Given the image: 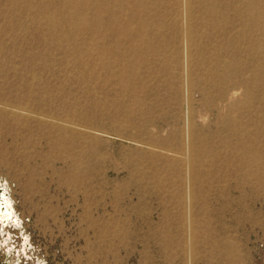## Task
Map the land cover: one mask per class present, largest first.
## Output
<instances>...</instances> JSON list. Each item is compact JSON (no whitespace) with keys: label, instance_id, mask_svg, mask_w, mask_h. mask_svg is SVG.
I'll return each mask as SVG.
<instances>
[{"label":"rangeland","instance_id":"374dc122","mask_svg":"<svg viewBox=\"0 0 264 264\" xmlns=\"http://www.w3.org/2000/svg\"><path fill=\"white\" fill-rule=\"evenodd\" d=\"M184 2L0 0V181L8 183L33 248L27 258L17 256L20 231L10 229L16 250L8 257L0 237V264H17L16 257L20 264H264V175L262 183L255 179L264 174V131L259 130L264 125V88L254 92L246 70L252 61L255 66L264 63L262 50L258 57L251 54V42H263L264 31L249 27L233 39L245 31L247 18L228 11L229 4L242 10V0H191L193 40L213 58L219 47L232 51L221 52L220 59L239 62L245 75L237 74L235 79L234 70L239 67L229 63L225 76L214 75L207 66L192 75L193 84L201 78V87L211 90L208 98L213 102L198 94L193 97V120L189 118L193 134L208 139L210 158L221 153L230 160L226 165L215 163L213 178L198 179L188 187L194 197L182 199L181 207L174 205L175 187L180 192L185 188L183 183H174L177 177L169 160L186 150L171 145L168 137L187 135L183 125L188 108L181 91L174 95L171 90L174 76L181 71H165L158 61L163 62L162 42L171 43L170 50L181 46L183 37L173 36L171 26L182 17ZM96 6L104 18L112 11L120 12V19L135 18L136 30L149 31L146 38L135 41L145 50L151 48L144 53L148 68L135 69L136 76L143 77L132 80L139 88L136 95L122 96L115 83H102L108 78L106 72L98 70L94 77L88 69L103 38L101 48L123 46L119 35H98ZM139 6L147 7L141 17L136 15ZM261 19L264 23V12ZM148 20L151 25H141ZM162 24L170 30L160 37ZM73 50L84 52L86 58ZM124 58L119 54L116 60ZM174 59L169 56L164 66L170 68ZM79 60L85 64L83 69ZM240 86L237 95L228 99L232 88ZM220 93H225L224 102L214 99ZM245 96L263 100L254 101L261 106L251 111L244 108L249 103L235 110L238 123L245 125L242 136L235 137L226 115L233 109L225 108L244 101ZM143 113L149 118L144 122L148 131L140 120ZM259 115L263 116L252 118ZM133 127L141 133H132ZM241 139L247 141L242 147ZM235 146L242 155L251 147L260 157L247 169L254 173L251 187L239 179L245 161L236 166L238 159L230 153ZM163 153L167 160L160 163ZM200 168L195 173L204 175ZM182 194L180 198L186 192ZM173 222L177 227L167 226ZM190 226L192 238L186 232ZM168 236L174 242L170 247L165 246ZM225 241L234 243V250L229 251L232 261L226 259Z\"/></svg>","mask_w":264,"mask_h":264},{"label":"bare ground","instance_id":"6f19581e","mask_svg":"<svg viewBox=\"0 0 264 264\" xmlns=\"http://www.w3.org/2000/svg\"><path fill=\"white\" fill-rule=\"evenodd\" d=\"M242 1L244 3V7L242 8V10L236 7L235 4H229L230 8L228 11L235 12L239 18L243 16L247 18V21L245 24L246 25L245 31L236 35V37L233 38L234 40H237L238 38H240V36L244 35L246 33V30L250 28L252 29L261 28L262 31H264V23L262 22V19H261V14L264 12V6H262L261 3H264V0H242ZM125 4L131 5L130 2L125 3ZM94 8L95 9L92 8L93 11L95 12L94 26H95L96 32H98V35L101 34V38L110 37V36L113 37V35H119L120 38L123 39V42H122L123 46L122 47H102L101 48V46L104 45V41H105L103 38L102 39L103 43L100 42V44L98 45L99 49H98L97 55H95L94 61L88 63V69L90 73L93 75L98 70H102V72H106L108 74V78L103 80L102 83L104 84L115 83L119 87V92L121 93L122 96L130 92H133L134 95H136L139 88H136L133 85L132 80L141 81L143 77L142 75L136 76L135 69L148 68V64L145 63V60H144V53L151 52V48L148 47L145 50V48L141 46L140 44L138 45L135 44V41L141 38H146L148 36L147 33H149V31L136 30L134 27V24L136 23L132 22L133 19H135L134 17L120 19V12H115L111 10L112 12L110 13V16L108 18H104L102 16V9L98 6ZM144 8L147 9V7L139 6L140 10H138V14L136 13V15H138L137 17H141L147 12V11L142 12V9ZM181 11H182V17L176 21L177 24H173L171 26V29L173 31L172 32L173 36H177L178 34H180L181 38L183 37V39H181L180 48L178 50L177 49L170 50L169 47L171 46V43H166V42H162V45L159 47L161 50H163L160 56L162 61L168 64V61H166V59L169 60V56H170L171 58H175L174 64L171 63L170 68H167L168 67L167 65L164 66L163 62L158 61L161 68L165 71H168L166 69H170V70L177 69L181 71L180 75L174 76L173 88L171 90L173 91L174 95H176L179 91H181V96L185 98L187 102V108H188L187 117L184 118V120L188 118V121L183 125L185 131L187 132V135H181L180 138L168 137V142L171 145L176 144L178 146H181L183 150L184 149L186 150V152L183 153L182 155H179L178 157H175V158L171 157L169 160V168L172 169V171L174 172V175H176L177 177L175 178L174 183L176 184L183 183L184 188H185L182 192H180L179 190L180 187L176 186L174 189V192L172 193V198L175 201L174 205L175 204L177 205L178 203L180 207H181V203L183 202L182 199L191 200L194 197L192 193V189H188V187L192 188V185L194 184V182H197L198 179L200 178L210 177L212 179L213 178L212 168L215 166V163H223L226 165V160H230V157L225 158L222 156L221 153L215 155L214 159L210 158V150L206 148L207 143H209L208 139H199V138H196L193 134L194 126L190 121V119L193 120V118H190V117L192 116L191 113L195 107L191 105L193 104V100H194L193 97L198 94V95H201L204 99H206V102H209L211 98H208V97L211 95V90L210 89L206 90L201 87V85L203 84V81L201 78L195 79V82L193 84L192 75L194 74L195 70L197 72L198 70H201L204 66H207L210 68V70L212 71L214 75L219 74L222 76L223 74L225 76L226 70L224 67H226L225 65L227 63L239 67L238 70H234L236 76L237 74H241V75L243 74V76L245 75L244 73L245 69L239 62H236L233 59H230V60L220 59L219 54L221 52H225V54H231L232 51L228 49L222 51V48L219 47L218 51L215 53L214 58H213L209 56L207 53L205 54L203 53V52H206L204 50L205 46L203 47L201 43L197 44L193 40L194 27L192 23L193 10L191 7V0H185ZM109 22H110V25L105 27V25ZM122 23L124 24L123 26H121ZM151 23L152 21L148 20L142 23L141 25L149 26L151 25ZM118 25H120L121 28L118 29ZM168 30H170V26L168 24H162L159 27L158 35L160 37H163L165 32H167ZM115 32H117L118 34H116ZM231 45L233 47V50H236L238 47L235 43ZM260 50L263 51L262 55L264 56V41L263 42L262 41L258 42L256 40L252 41L251 42V54L254 55V57H258ZM71 52L75 53V55L78 54L80 58L81 57L83 59L86 58V56H83L84 52H78V50H73ZM119 54L124 55L125 58L123 60L121 59L116 60ZM210 61H212V63ZM79 62H80V68L83 69V67L85 66L84 62L82 60H79ZM253 63L254 61H252V63L249 64V67H246V70L249 71L250 73L249 84L253 87L254 92H256L264 88V63L258 66H255ZM114 69H118L119 71L115 72L113 71ZM95 76L96 75H94V77ZM238 76L235 79H238ZM108 81H111V82L109 83ZM192 85H193V91H192ZM222 86H224V83L222 84ZM241 88L242 86L238 88H232L233 91L231 90L232 93L228 94L229 95L228 99L230 98V100H232L235 97V95H237L238 93L237 91L240 90ZM223 94L225 93H220V96L214 98L215 101L219 100L220 102H224L225 97L223 96ZM243 100L244 101H241L239 103L237 102V104H229V106L225 108L227 111H230L231 109H233L230 114L226 113V115L228 116L227 118H231L230 123L227 124V126L230 125L229 127L232 128L231 130L233 131L235 137H238V135H240L241 137L242 132H245V125L242 124L241 122L238 123L237 121L238 119L234 115L235 110L238 108H241L244 105V103H249L244 108L246 109V111H251L255 106H261V104H255V103L262 102L263 99L245 96ZM254 101L255 103H253ZM210 103L213 104V102H209V104ZM129 111L133 112V109L129 108ZM262 116L263 115L253 116L252 118H261ZM140 120L143 121L142 126L148 131L149 129L146 127L144 122L149 120V118L146 116L145 113H143L140 116ZM153 120L158 121V119H153ZM259 130L264 131V125L261 126V129L259 127ZM133 131L134 132L132 133H136V134L141 133L139 130H137L136 127H133ZM249 135L250 134L247 133L244 135V137L249 136ZM160 140H163V138ZM164 141H166V139ZM246 142H247L246 140L241 139L240 147H242ZM230 153L233 156L235 161L238 159L236 166H238L241 160L245 161L243 167H241L244 170V173L240 175L239 179L242 180V184H244L245 186L251 187V185L254 184L251 182L253 180L252 178H253L254 173L253 171L247 172V169L253 166L256 162H258L260 160V157L257 156V153L252 152L251 147L249 148L246 147L244 155L240 154L237 146L230 148ZM153 154L154 152H152V155ZM149 155H150V152H149ZM162 156L163 158L165 157V159H163L160 163H164V160H167V155L165 153H163ZM149 160L153 161L151 163L152 165H157V162L154 158H150ZM179 166H181L182 169L179 168ZM198 167L199 168L202 167V169L200 168L199 170L202 171L204 175L202 174L197 175L195 173L197 172ZM180 175L182 176V179L179 178ZM263 175L264 174H261V175L259 174L255 178L256 182L262 183L261 179ZM0 186L2 187L0 188V237L4 239V240L2 239L1 243L3 244V247L6 249V255L10 257L11 254H14V251L16 250V246L11 244L12 243L11 234H10L11 232L9 230L12 229V230L20 231V236H17V237L18 238L20 237L18 240L21 243V246L19 247V249L16 251L15 254L17 256L20 255V258L22 259L28 256L27 247H29V244H30V248L33 249L31 242L29 244L27 242L30 236L27 235L23 231V227H22L23 222L19 214H17L15 210L13 199L10 195V190L8 188V183L0 181ZM199 190L202 191L201 185L199 186ZM183 192H186V194H184V198H180V196L183 195L182 194ZM239 193L243 194V191H240ZM202 199H203V202H205V199L203 197ZM209 217L210 216L208 215L207 223L211 225L210 223L211 221ZM177 225L178 224L175 222H173L172 224L167 223V226H169L172 229L177 227ZM186 232L190 236V238H192L194 234L193 226L188 227ZM167 239L168 241H167V244L165 245L166 247H170L171 245L174 244V242L170 239L169 236ZM14 242H16V240H14ZM224 244H225V250L226 252H228L226 259H229L232 261L233 253L229 254V251L230 249L234 250V243L225 241ZM165 250L167 251V248H165ZM20 258L16 257L18 261L17 264H20L21 262ZM166 258L170 260L171 256L167 255ZM38 264H44V263L40 262Z\"/></svg>","mask_w":264,"mask_h":264},{"label":"water","instance_id":"95a60500","mask_svg":"<svg viewBox=\"0 0 264 264\" xmlns=\"http://www.w3.org/2000/svg\"><path fill=\"white\" fill-rule=\"evenodd\" d=\"M0 188H2L1 186H0ZM28 244L31 242V237H29V239H28ZM28 249H27V251L29 252V251H31L32 249L30 248V244H29V247H27ZM22 251V250H21ZM21 261V260H20Z\"/></svg>","mask_w":264,"mask_h":264},{"label":"crops","instance_id":"0c3cea01","mask_svg":"<svg viewBox=\"0 0 264 264\" xmlns=\"http://www.w3.org/2000/svg\"><path fill=\"white\" fill-rule=\"evenodd\" d=\"M1 239V238H0Z\"/></svg>","mask_w":264,"mask_h":264}]
</instances>
